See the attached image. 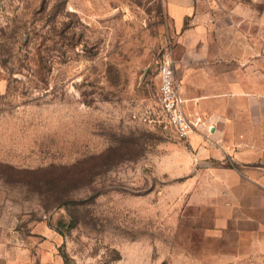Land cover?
I'll use <instances>...</instances> for the list:
<instances>
[{
  "label": "rangeland",
  "instance_id": "obj_1",
  "mask_svg": "<svg viewBox=\"0 0 264 264\" xmlns=\"http://www.w3.org/2000/svg\"><path fill=\"white\" fill-rule=\"evenodd\" d=\"M232 1L195 0V12L227 13ZM239 1L242 12L264 9ZM252 26L242 33L261 32ZM178 35L167 0H0V235L10 242L0 264H65L63 253L73 264H219L248 250L247 208L225 204L252 184L229 187L212 171L264 186V156L254 165L202 157L216 141L193 147L149 121L161 116L159 64L170 59L182 84L193 61ZM106 157L114 163L80 187V163ZM64 175L60 207L66 181L47 185Z\"/></svg>",
  "mask_w": 264,
  "mask_h": 264
},
{
  "label": "crops",
  "instance_id": "obj_2",
  "mask_svg": "<svg viewBox=\"0 0 264 264\" xmlns=\"http://www.w3.org/2000/svg\"><path fill=\"white\" fill-rule=\"evenodd\" d=\"M241 5L239 0L232 1L227 13L206 10L199 14L195 12V0H167L176 32L193 59L179 84L185 107L192 117L198 114L202 119L187 142L194 147L205 138L214 140V148L200 149L202 157L221 159L229 155L238 164L254 165L251 163L264 156V9L258 12L249 7L242 12ZM242 23L252 27L257 24L261 32L243 34ZM175 74L177 77L176 68ZM241 103L248 104L244 113ZM242 119L246 122L242 123ZM242 126L247 127L246 132L241 131ZM212 174L228 185L247 181L253 189L236 196L230 193L227 198L233 195L239 201L225 204L228 210H233L234 205L247 208L249 215L241 221L249 222L248 250L218 257V263L264 264V186L256 178H247L232 169L215 168ZM223 214L216 219L220 230L227 229L230 222L229 215ZM9 247L7 235H0V257L8 255Z\"/></svg>",
  "mask_w": 264,
  "mask_h": 264
},
{
  "label": "built area",
  "instance_id": "obj_3",
  "mask_svg": "<svg viewBox=\"0 0 264 264\" xmlns=\"http://www.w3.org/2000/svg\"><path fill=\"white\" fill-rule=\"evenodd\" d=\"M158 77V102L161 115L178 138L187 140L188 136L200 127L202 119L198 114L192 117L187 112L185 107L186 99L181 92L179 81L170 59H165L159 64Z\"/></svg>",
  "mask_w": 264,
  "mask_h": 264
},
{
  "label": "trees",
  "instance_id": "obj_4",
  "mask_svg": "<svg viewBox=\"0 0 264 264\" xmlns=\"http://www.w3.org/2000/svg\"><path fill=\"white\" fill-rule=\"evenodd\" d=\"M149 118H150L149 121H152V122L154 121L153 124H157L160 121L161 122L164 121V118H163L162 115L159 118H155V117H153L152 119H151V117H149ZM164 123H165V121H164ZM102 156H104V155H102ZM84 162L85 161L81 162L79 169L76 172H74V174H77L76 177L78 178V185L80 187H83V185H85L86 182L91 181L92 178H94V176H95L94 171H93L94 168L106 169L108 166L110 167L112 165V163H114L113 159L111 157H106V160L103 163H101V164H94V165H91V166L90 165H88V166L85 165ZM67 177H68V175H64L63 177H60L58 179H54V180L49 181L48 185H47L49 187L48 190L49 191H51V190H56L57 191V189L59 188V185H60L58 183L59 180L61 182L62 181H66ZM64 185L65 186L63 188L61 187V188L58 189V192L60 194L59 195L56 194V196L54 198V202L57 205H59L60 207L66 205L68 203V200L65 199L67 197V191H68L67 190V188H68L67 181L65 182ZM70 217L72 218V220L70 222V227H74L76 222H75V220H74V218H73V216L71 214H70ZM61 223L62 222L60 221L58 223V225L61 226ZM56 230L61 233V228L60 227H57ZM62 256H63L65 264H73L74 263L73 260L66 253H63Z\"/></svg>",
  "mask_w": 264,
  "mask_h": 264
}]
</instances>
